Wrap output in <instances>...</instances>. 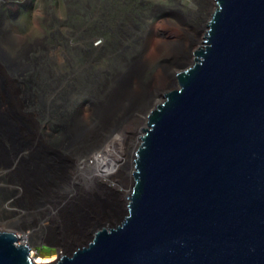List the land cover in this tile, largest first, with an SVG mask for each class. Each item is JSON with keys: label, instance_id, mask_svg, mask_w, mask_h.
Returning <instances> with one entry per match:
<instances>
[{"label": "bare ground", "instance_id": "bare-ground-1", "mask_svg": "<svg viewBox=\"0 0 264 264\" xmlns=\"http://www.w3.org/2000/svg\"><path fill=\"white\" fill-rule=\"evenodd\" d=\"M213 6L66 0V18L82 20L57 26L62 16L50 15L44 44L0 11V234L15 235L35 264L121 219L147 115L193 63Z\"/></svg>", "mask_w": 264, "mask_h": 264}, {"label": "water", "instance_id": "water-1", "mask_svg": "<svg viewBox=\"0 0 264 264\" xmlns=\"http://www.w3.org/2000/svg\"><path fill=\"white\" fill-rule=\"evenodd\" d=\"M147 115L121 219L54 264H264V0H215ZM0 234V264H35Z\"/></svg>", "mask_w": 264, "mask_h": 264}, {"label": "rangeland", "instance_id": "rangeland-1", "mask_svg": "<svg viewBox=\"0 0 264 264\" xmlns=\"http://www.w3.org/2000/svg\"><path fill=\"white\" fill-rule=\"evenodd\" d=\"M64 3H66V0H0V11L2 13H4L10 19V22L12 24H14V23L17 24L19 34L21 36L27 37L28 43L36 42V44H38V43L44 44L45 38H47V35L50 32V29L52 27H55L54 23H52V26H50V22H51L50 21V15L62 16V19H60L58 21L57 26L63 25L64 23L70 24V23H73L76 21L80 22L82 20L83 16H80L79 14L70 15L67 19L66 15H64ZM96 8H97V5L93 2H90L89 9L95 10ZM214 9H215V0H214L213 10ZM39 11H41L40 14L43 13L44 17H40V16H38V18L35 17L34 14L36 12H39ZM211 13H210V15H211ZM208 18L210 19V17H208ZM208 18H207V20H209ZM36 21H38V24H39L38 29L35 27ZM202 37H203V35H202ZM63 40L66 43L68 39L66 37H64L63 39L61 38L60 40L58 39V43L61 44V42ZM69 41H71V40H69ZM58 43H57V45H58ZM34 48L35 47H33V49ZM198 48L199 47H197L195 50H197ZM37 49L38 48H36V52H33L34 54H38V52L40 53L41 50H39V49L37 50ZM33 53H31V54H33ZM189 66H190V64H188V66H185L181 70L183 71L184 69H186ZM179 72H181V71H179ZM174 89L175 88H173V90ZM168 92L169 91L162 94L163 98H164V95ZM142 134H143V132H142ZM129 191H130V188L128 189V194H129Z\"/></svg>", "mask_w": 264, "mask_h": 264}]
</instances>
